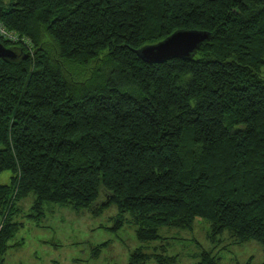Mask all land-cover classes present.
<instances>
[{"label":"trees","instance_id":"16d2710c","mask_svg":"<svg viewBox=\"0 0 264 264\" xmlns=\"http://www.w3.org/2000/svg\"><path fill=\"white\" fill-rule=\"evenodd\" d=\"M0 24L19 52L0 58V264L18 201L32 194L39 218L48 202L91 207L101 187L114 228L131 221L140 241L199 218L264 247V0H0ZM178 29L209 39L188 58L139 57Z\"/></svg>","mask_w":264,"mask_h":264},{"label":"rangeland","instance_id":"374dc122","mask_svg":"<svg viewBox=\"0 0 264 264\" xmlns=\"http://www.w3.org/2000/svg\"><path fill=\"white\" fill-rule=\"evenodd\" d=\"M261 75L264 78V65ZM9 178V170L0 173L1 184L8 183ZM99 192L91 207L76 209L69 204L45 203L39 218L30 216L34 213L32 194L18 201L12 214V221L18 225L7 242L3 264H131L130 255L138 247L150 255L143 264H158L154 254L176 257L172 264H194L202 249L219 257V264L264 261V247L257 241L230 243L227 230L211 237L209 223L199 218L191 227L161 226L158 238L140 241L131 221L114 228L116 205L102 204L104 188Z\"/></svg>","mask_w":264,"mask_h":264},{"label":"water","instance_id":"95a60500","mask_svg":"<svg viewBox=\"0 0 264 264\" xmlns=\"http://www.w3.org/2000/svg\"><path fill=\"white\" fill-rule=\"evenodd\" d=\"M209 39L208 32L199 30L178 29L164 39L142 46L138 50L139 57L147 63H160L171 58H188L198 47ZM19 52L5 46L0 41V58L15 60ZM27 54H25V57Z\"/></svg>","mask_w":264,"mask_h":264},{"label":"built area","instance_id":"2783aa9c","mask_svg":"<svg viewBox=\"0 0 264 264\" xmlns=\"http://www.w3.org/2000/svg\"><path fill=\"white\" fill-rule=\"evenodd\" d=\"M0 36H5L6 38H12V40H17V37L11 34L6 33L3 26L0 24Z\"/></svg>","mask_w":264,"mask_h":264}]
</instances>
